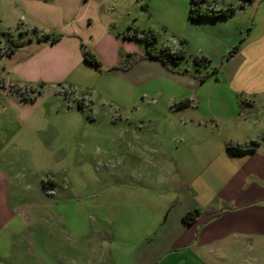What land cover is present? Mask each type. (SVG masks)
I'll use <instances>...</instances> for the list:
<instances>
[{
	"label": "crops",
	"instance_id": "obj_1",
	"mask_svg": "<svg viewBox=\"0 0 264 264\" xmlns=\"http://www.w3.org/2000/svg\"><path fill=\"white\" fill-rule=\"evenodd\" d=\"M5 1L22 20L20 43L9 38L5 46L22 47L6 60L0 53V264H264V0H214L202 13L226 17L213 20L189 19L190 0ZM149 33L159 48L184 55L178 68L143 57L132 34ZM52 35L60 39L45 41ZM81 45L128 97L161 84L154 94H168L172 117L164 124L171 151L155 139L158 161L130 173L138 185L111 188L106 200L87 207L53 200L57 180L79 173L61 157L64 143L56 144L57 161L58 152L36 136L33 110L50 89L72 99L93 75ZM196 58L208 63L197 66ZM130 60L129 69H115ZM41 83V94L28 102ZM75 100L85 106V98ZM227 145L253 152L230 157ZM37 152L58 162L42 188L29 186L38 200L22 195L28 170L18 169ZM85 208L106 210L87 232L78 223Z\"/></svg>",
	"mask_w": 264,
	"mask_h": 264
},
{
	"label": "rangeland",
	"instance_id": "obj_2",
	"mask_svg": "<svg viewBox=\"0 0 264 264\" xmlns=\"http://www.w3.org/2000/svg\"><path fill=\"white\" fill-rule=\"evenodd\" d=\"M8 6L9 2L0 0V53L3 54V60L7 59L6 41L11 38L14 43H20L16 32L21 25V14L11 13ZM136 44L145 49L144 44ZM158 46L156 44L157 48ZM21 47L18 45L15 50H20ZM92 74L90 78L82 79L73 100H60L50 89L33 106L36 136L46 139L49 144L46 147H50L52 152H58V142L64 143L67 151H62L61 157L79 173L74 180H57L53 200L63 197L65 201L76 200L84 207L92 201L106 200L111 188L138 185L139 179L130 173L144 169V163L150 166L151 162L158 161L156 150L160 145L158 142L156 144L155 139L161 138L165 151L169 152L172 141V136L164 125L172 119L171 113L164 107L168 94L163 93L160 97L154 94L156 89L162 88L161 84L141 88L132 97H128L124 95L122 82L116 76L106 70L103 73L93 70ZM38 89L39 87L35 90ZM79 98L86 99L82 113L75 100ZM128 122L133 125H128ZM157 123L161 126L160 129L156 128ZM57 154L55 158L61 161L59 152ZM39 155L43 157L42 153L37 152L34 161L18 163L21 172L28 170L20 179V185L24 188L22 195L26 198L35 195L37 200L39 193L30 192L29 186L42 188V183L49 178L50 166L58 163L41 160ZM75 187L77 193L73 191ZM85 209L78 223L87 232L98 220L102 223L106 218V210ZM70 217L69 214V224L72 222ZM103 224L107 229L106 220Z\"/></svg>",
	"mask_w": 264,
	"mask_h": 264
},
{
	"label": "trees",
	"instance_id": "obj_3",
	"mask_svg": "<svg viewBox=\"0 0 264 264\" xmlns=\"http://www.w3.org/2000/svg\"><path fill=\"white\" fill-rule=\"evenodd\" d=\"M43 2H49L51 0H41ZM242 3H247L250 2L251 0H240ZM205 3V0H190L189 4V12L188 16L189 19L191 20H213V19H219V18H225L226 14H221L217 13L216 15L214 14H203L201 11V6ZM45 41L49 40L50 43H55L60 39L59 35H52L49 39V37H44ZM132 39L136 43L139 44H144L145 45V53H144V58H150L159 61L161 64H163L166 67H171V68H178L180 64L184 61V55L181 52H172L168 48H157L156 47V38L154 34H144L141 37H138L136 34H132ZM21 45V44H16L8 47V52L7 55H11L13 52V49H15L16 46ZM234 49L233 51H235ZM233 53V52H232ZM81 54L83 58V62L91 67L93 70H95L98 73H103L105 70H103L102 65L100 62L97 60L95 55L88 50L84 45H81ZM128 59V58H127ZM206 63L207 61L205 59H195V63L197 66H199L201 63ZM134 63V60H130L128 62H124L121 65H119L115 69H121V70H126L129 69L130 66H132ZM208 63V62H207ZM183 73H187V71H183ZM207 77V76H206ZM206 77H201L200 80L203 81ZM44 84L39 85L38 90H31L32 93L34 94L33 98L28 100V102H33V100L38 97L43 88ZM187 105L186 102H183L179 104L177 107H182ZM78 109L82 113L84 111V107L81 106V103H78ZM225 152L228 156L230 157H242L248 154H251L253 152L252 149H241L232 145H227L225 148ZM197 215L196 212L194 213H189L186 214L183 217V222L185 224H190L194 221V217Z\"/></svg>",
	"mask_w": 264,
	"mask_h": 264
},
{
	"label": "built area",
	"instance_id": "obj_4",
	"mask_svg": "<svg viewBox=\"0 0 264 264\" xmlns=\"http://www.w3.org/2000/svg\"><path fill=\"white\" fill-rule=\"evenodd\" d=\"M214 2V0H205V3L201 6V9H202V7L205 5V4H212Z\"/></svg>",
	"mask_w": 264,
	"mask_h": 264
}]
</instances>
